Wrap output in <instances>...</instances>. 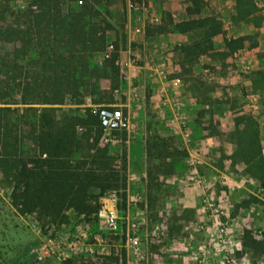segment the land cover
<instances>
[{
	"label": "rangeland",
	"instance_id": "obj_1",
	"mask_svg": "<svg viewBox=\"0 0 264 264\" xmlns=\"http://www.w3.org/2000/svg\"><path fill=\"white\" fill-rule=\"evenodd\" d=\"M133 1L138 10L130 6ZM255 1L262 7L261 0ZM205 3L203 14L222 23L223 33L212 39L215 51L223 50L228 38L249 34L253 40L227 57L203 54L187 62L179 47L189 44L194 33L152 30L167 14L173 21L191 18L184 12L186 0H0L4 25L22 29L17 37L6 33L0 43L3 99L48 97L54 86L47 81L65 66L47 60L57 45L64 46L52 38L56 23L50 20L34 35L17 25L28 12L47 13L49 19L62 13L74 16L67 30L78 38L84 33L79 44L83 52L68 46L69 56H75L66 66L82 60L87 69L85 85L65 92L63 103H0L9 107L0 136V264H62L65 258L89 264H264V254L243 251L240 244L244 229L259 235L264 228V191L231 158L249 131L235 125L239 116L257 122L264 155V88L250 86L252 73L264 67V20L258 28L233 23L234 0ZM92 24L105 28L101 46ZM106 43L117 46V71L104 57ZM24 80L30 82L27 88ZM17 81L20 85L14 86ZM94 105L120 106L129 116L128 131L112 133L109 142L100 134L97 143L106 147L124 176V205L112 190L98 199L96 213L85 217L68 210L64 224L41 226L33 213L18 214L9 201L7 168L13 156L36 151L29 123L42 107L50 109L59 125L70 115L90 113ZM76 132L81 147L74 158L84 157L92 152L93 133ZM250 195L260 202L234 211ZM112 204L114 224L106 217Z\"/></svg>",
	"mask_w": 264,
	"mask_h": 264
},
{
	"label": "trees",
	"instance_id": "obj_2",
	"mask_svg": "<svg viewBox=\"0 0 264 264\" xmlns=\"http://www.w3.org/2000/svg\"><path fill=\"white\" fill-rule=\"evenodd\" d=\"M261 1L262 7H258L255 0H234L231 21L233 23H248L253 28L260 27L264 20V13L261 12L264 9V0ZM205 6V0H186L184 12L186 15L192 16L191 18L173 21L167 14L159 24L152 28L154 33H163L169 30L178 33H194L195 38L189 44L179 47L187 62H192L203 54H212L218 58L227 57L243 48L245 41L253 40V35L249 34L228 38L224 40L223 50L215 51L212 39L223 33L222 23L214 15L203 14ZM77 15L82 17L83 12L80 11ZM4 18L3 10L0 7V43L6 40V33L17 37L22 32L20 28L4 25ZM50 20L56 23L53 32L55 35L52 38L64 46L57 45L58 48L50 51L47 60L56 63L59 68L60 64L65 65L58 70L59 73L52 74L48 83L46 82L54 86L53 91H50L48 97L37 99L21 95L18 102L14 99L7 101L0 96V103L60 104L65 100L66 93L76 92L79 86L85 85L83 75L87 69L82 60L78 61L76 65L72 64L71 67L66 66L71 57L75 56H69L71 53L68 46L74 48L77 46L76 53L83 52L79 44L82 42L84 33L82 32L78 38L75 35L70 36V32L67 30L68 27L74 25V16L70 17L67 13H62L56 18L49 19L47 13L28 12L24 20H20L17 25H25V29L32 30L34 35H38L42 33ZM90 30L101 46L104 43L105 28L94 27L92 24ZM48 36L50 37L52 34ZM65 46L67 47L65 48ZM116 47L114 43L108 58L110 67L115 71H117V65L114 64V60L118 56ZM260 56L264 57V53H261ZM0 65H5L4 57L1 55ZM13 65L16 66V61ZM45 66L43 64V67ZM13 85L18 86L20 83L19 81L13 82ZM23 85L24 88H27L30 82L24 80ZM250 86L254 90L264 88V67L252 73ZM97 100L100 102L103 99ZM109 100L107 103L112 102V97ZM6 110H9V107L0 106V136L3 134ZM239 124L248 128L249 131L240 138L231 158L236 157L243 164V173L251 177L264 191V155L261 153L259 145L257 122L251 117L239 116L235 118V125ZM29 125L36 151L32 155L13 156L9 168H7L12 181L9 201L18 214L33 213L41 226L64 224L68 221V210L85 217L96 213L100 205L98 199L112 190L119 194L121 204L124 205V176L119 168L113 166L106 147L97 144L101 128L95 115L89 112L82 115H70L64 123L56 125L50 109L42 107ZM76 128L93 133L90 145L92 152L84 157L74 158L75 153L81 147V140L77 136ZM255 202H260V199L250 195L236 203L234 211ZM187 211L192 212V209ZM258 232L259 236L255 237L250 229L242 231L240 244L243 251L253 255L264 254V228ZM62 264L89 263L65 258L62 260Z\"/></svg>",
	"mask_w": 264,
	"mask_h": 264
},
{
	"label": "built area",
	"instance_id": "obj_3",
	"mask_svg": "<svg viewBox=\"0 0 264 264\" xmlns=\"http://www.w3.org/2000/svg\"><path fill=\"white\" fill-rule=\"evenodd\" d=\"M130 6L134 10H138L139 6L133 1L131 2ZM152 20L157 21V17L152 16ZM134 30L136 32L140 31L139 27H135ZM106 50L104 53L105 58H109L110 52L112 50V44L106 43ZM114 64L119 66L121 65V62L117 58L114 60ZM125 65H128V62L125 63ZM130 65V64H129ZM128 67V66H127ZM132 68H134L131 65ZM90 113L95 115L99 121L100 128H101V139L104 142L112 141V133L117 131H128L130 126L129 116L125 112L122 111L120 106L115 105H94L90 109ZM198 163L193 164L192 168L193 171H197L198 169ZM208 206H212L213 203H210L208 199L204 200ZM214 206V205H213ZM106 217L109 219L110 224H114V218H115V207L114 204H112L111 207L108 208ZM158 227L156 226L155 229ZM222 230V229H220ZM259 235H255V237H258Z\"/></svg>",
	"mask_w": 264,
	"mask_h": 264
},
{
	"label": "crops",
	"instance_id": "obj_4",
	"mask_svg": "<svg viewBox=\"0 0 264 264\" xmlns=\"http://www.w3.org/2000/svg\"><path fill=\"white\" fill-rule=\"evenodd\" d=\"M127 76H128V74H127V75H125V78H127Z\"/></svg>",
	"mask_w": 264,
	"mask_h": 264
}]
</instances>
